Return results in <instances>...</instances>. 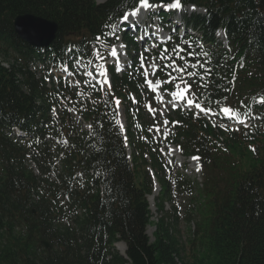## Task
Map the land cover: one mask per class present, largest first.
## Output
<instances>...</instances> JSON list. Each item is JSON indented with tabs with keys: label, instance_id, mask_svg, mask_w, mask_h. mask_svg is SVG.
Listing matches in <instances>:
<instances>
[{
	"label": "trees",
	"instance_id": "16d2710c",
	"mask_svg": "<svg viewBox=\"0 0 264 264\" xmlns=\"http://www.w3.org/2000/svg\"><path fill=\"white\" fill-rule=\"evenodd\" d=\"M181 5L205 10L185 17V25L200 37L184 38L192 40L201 53L199 62L212 70L203 80L191 79L195 96L189 93V98L216 113L229 107L251 124L235 130L224 120H207L182 109L168 116L167 143L201 162L202 183L183 173L175 180L176 192L189 196L194 206L185 216L188 225H195L190 231L191 264H264V173L253 198L246 199L241 191L264 158V103H257L264 101V0H181ZM132 6L133 0H0V264H72L79 241L67 222L73 214L83 217V230L97 239L101 264H164L167 252L160 244V231L151 242L147 222L136 212L141 202L132 206L124 197L114 161L124 145L114 101L132 106L133 95L142 104L141 98L149 95L146 85L139 86L143 78L118 75L110 67L112 90H94L88 83L85 91L91 99L84 104L69 84L59 81L49 87L45 78L30 71L38 62L47 72L51 66L71 68L78 59H95L91 42L106 23L116 22ZM26 14L57 23L58 35L50 48L36 49L17 37L14 19ZM221 29L227 32L228 48L216 37ZM118 34L129 47H137L126 33ZM171 36L172 44L187 47L178 34ZM163 47L171 45L159 47L154 55L158 64ZM101 51L108 53L110 47ZM205 51L209 57L203 56ZM190 71L203 73L198 67ZM167 72L159 69L156 79L163 83ZM174 84L163 83V88L175 91ZM61 97L66 99L61 102ZM62 106L79 110L91 131L80 135L65 110L60 136L67 144L59 145L55 156L47 142L48 134L58 137L50 112ZM13 128L25 132L27 139H13ZM31 160L39 175L28 166ZM157 161L153 160L154 168ZM80 181L91 195L78 187ZM231 218L244 221V226L236 236L238 252L231 249L234 256L224 261L219 246ZM120 243L126 245L127 259L116 249Z\"/></svg>",
	"mask_w": 264,
	"mask_h": 264
},
{
	"label": "rangeland",
	"instance_id": "374dc122",
	"mask_svg": "<svg viewBox=\"0 0 264 264\" xmlns=\"http://www.w3.org/2000/svg\"><path fill=\"white\" fill-rule=\"evenodd\" d=\"M162 10L163 8H158L155 11L158 12ZM164 12L167 13L168 11ZM191 14H193V12L190 10L178 11L176 15L172 16L170 19L171 24L169 25H167L169 22L162 24L161 16L159 15L158 19L152 18L151 26L153 30L155 28L160 30V35H162L163 26L165 27V25L168 31H172L174 34L178 32L180 35H184V22L182 20L183 25H181V21L178 17ZM174 23H177L178 26H174ZM122 29L123 31H127L131 30V27H122ZM156 33L159 35L158 32ZM129 34L134 36L131 31ZM141 39V36H137L136 38L138 44L137 51L129 48H124L122 50V52L127 55L132 52L131 55L135 56L136 62H133L134 66L129 67L127 71H120V74L129 73L133 78H135V76H140L139 55L142 52V46L147 48L149 45H158L157 42H152L149 45L143 44L140 42ZM158 50V47L153 46L150 47L147 52L143 53L146 58L145 67H148V78L150 80H154L155 78L152 72L155 71L156 73L158 71V69H151L149 67L151 62L158 64L156 60H153L154 54L158 52ZM120 59L122 63L121 66L123 67L125 57L121 55ZM127 60L132 61L129 58H127ZM111 63L112 59L110 58L108 63L105 64V67ZM40 69L41 68H36L35 71H40ZM42 73L43 72H40V75H42ZM79 80L80 79L77 78L74 80L73 87L75 89L76 81ZM157 82L158 81H154L153 84L155 85ZM158 94L153 93V96H151V94L144 95L141 98L143 101L142 104L136 97L132 107L124 105L122 108L121 105L119 106L120 111H124L126 115V122L125 125H123V129L127 139V146L123 145L118 150L114 161L118 163V169L116 171L117 174L119 173L121 176V186L124 197L132 206L134 202H141L136 208V212L142 217V222H147L145 227L151 242L156 241L154 233L160 231L162 239L160 244L163 251L167 252L164 264H191L193 250L190 246V231L195 229V225L194 223L188 225L185 221V216L190 208H194V206L191 204L192 199L189 196L176 192L175 180L179 174L183 173L188 179L202 183L201 171L196 170L197 167L200 169V162L196 160V164H194L192 158L186 159L182 157L176 147L167 144L165 134H167L168 130V116L178 105L175 104L174 107H169L167 101L171 98L168 100L164 99L166 102L162 103L161 94ZM152 108L156 109L155 113L149 110ZM65 109L64 107L58 108L59 114L64 115ZM75 121H77L78 125L74 124L73 127L77 130V127L80 126V129H83V123L79 124L78 119ZM165 121H167V124L164 123ZM62 141V137L56 140L52 135L50 136L48 143L55 156L58 153V146L64 143ZM133 154L134 156L132 157ZM154 159L158 160L157 168L153 167ZM28 166L36 173L37 166L32 160L29 161ZM254 169L253 172L255 173L253 177L249 179L248 183L241 189L242 193L246 195V199L253 198L256 195L260 179L264 173V158L261 163L255 164ZM52 179H54V177ZM78 187L83 190L86 195H91L82 181L79 182ZM162 189L165 191L163 192ZM157 190L160 191H158V195L160 196L157 195L158 197L155 199L156 202L150 200V195L153 191ZM82 219V216L73 214L67 221L68 224L72 225L79 238L77 254L72 264H101L98 258L100 245L96 241L97 239L95 240L93 237V234L83 230L81 225ZM67 222H65V224ZM241 226H244V221L242 220L237 221L235 218H231L227 222L228 229L223 235L219 246L221 254L224 255L225 253L223 256L224 261L228 259L227 257L234 256L230 252L231 249L235 248L234 252L237 253L240 248L236 236L239 235L238 229L242 230ZM118 246H116V249L120 253Z\"/></svg>",
	"mask_w": 264,
	"mask_h": 264
},
{
	"label": "snow or ice",
	"instance_id": "6c2138e0",
	"mask_svg": "<svg viewBox=\"0 0 264 264\" xmlns=\"http://www.w3.org/2000/svg\"><path fill=\"white\" fill-rule=\"evenodd\" d=\"M158 8H163L165 11L176 10L180 11L182 8L181 0H172V2L164 4V3H150V0H133V6L124 11L116 22L114 23H106L104 25V31L101 34L97 35L93 42H91L90 47L94 50L95 60L87 59V63H84L83 60H76L75 64L78 68L83 69V74L87 77L91 78L89 80V86L92 87L94 90L103 91L104 85L108 84V75L109 71L108 68L105 67V64L108 62V58L112 59V64L114 65V70L116 72L120 71H127L129 67H133V61L127 60V54L120 52L118 53V48L123 50L126 48L124 43L114 44L111 43L112 39L119 40V32L121 31L122 27H139L140 19L142 18L141 14L143 13H153L154 18L158 19V14H156L155 10ZM105 31L107 35L105 36ZM175 31V30H174ZM219 35V33H217ZM225 36H227V32H225ZM104 37V39H102ZM167 42L171 45V47H163L160 56L158 59L161 63L157 64L155 62H151L149 67L151 69H167V76L163 83L165 84H172L175 82L174 87L175 91H168L165 88L160 86V83L153 84V81L150 80L149 77V70L148 67H145V60L143 53L147 52L150 47L156 46L160 47V45H149V47L142 46V52L139 55V75L143 77V82L139 85L140 87L147 86V90H150L152 93H156L158 88L160 91L164 92L167 91L168 95L171 97L170 100L167 101V105L169 107H174L176 101H186L187 106L194 107L195 109H199L201 112L204 111H211L210 109L206 110L201 107V104L196 102L194 103L193 99L189 98V93L195 96V93L192 91V78H198L200 80L205 79L207 75L211 74V69L207 68L204 63L199 62V58L201 56L200 52L195 51V45H193L191 39L185 40L184 35L181 34L179 40L183 41V43L187 47H183L181 43L172 44L173 37L169 35L165 38ZM99 44V47L97 46ZM110 47V52L104 53L101 51L102 48ZM68 52H71L72 49H68ZM183 53V55H182ZM84 54L81 53V56ZM121 55L125 57V62L123 67L121 66ZM192 57L193 62H189L187 57ZM204 57H209L210 53L208 51L203 52ZM157 58H153L156 60ZM199 68L203 70V73L197 71H190L192 68ZM64 71L68 73V77H71L74 73L69 71L68 66L65 65ZM51 74V73H49ZM155 71L152 72V75L155 76ZM187 77V79H186ZM47 79V77H46ZM94 81V83H93ZM79 81H76V85H79ZM183 85V87H182ZM98 86V87H97ZM59 95V93H57ZM66 99L61 97V102ZM95 102V101H93ZM161 102L163 103V96L161 97ZM105 103H109V101H105ZM117 108L121 101L119 99H115L114 101ZM264 103V101H262ZM153 113L156 112V109L152 108L149 109ZM53 112L56 111L55 107L52 109ZM223 113L228 116L232 120H236V117L231 114L232 110L229 107H224L222 109ZM167 124V121L164 122ZM238 124H244L245 121L239 120L237 121ZM116 124L120 126L121 131L123 130V125L119 120L116 121ZM235 130H239L237 127ZM124 146H127V139L124 138ZM194 159H199V157H195ZM199 171V167L196 169Z\"/></svg>",
	"mask_w": 264,
	"mask_h": 264
},
{
	"label": "water",
	"instance_id": "95a60500",
	"mask_svg": "<svg viewBox=\"0 0 264 264\" xmlns=\"http://www.w3.org/2000/svg\"><path fill=\"white\" fill-rule=\"evenodd\" d=\"M14 31L24 43L36 49L49 48L58 35V25L55 22L31 15H20L14 19ZM50 251L49 243H44ZM127 258V257H125Z\"/></svg>",
	"mask_w": 264,
	"mask_h": 264
},
{
	"label": "bare ground",
	"instance_id": "6f19581e",
	"mask_svg": "<svg viewBox=\"0 0 264 264\" xmlns=\"http://www.w3.org/2000/svg\"><path fill=\"white\" fill-rule=\"evenodd\" d=\"M182 10H190L191 12H193V13H203L202 11H200L199 9H197L196 7H194V6H189V7H187V8H185V9H181L180 11H182ZM141 16H142V18L145 16V14L142 12V14H141ZM141 18V19H142ZM156 29V28H155ZM156 32H158V33H161L158 29H156ZM222 33L220 32L219 33V36L222 38ZM145 42H147V40H145ZM118 50V53H120V52H122V50L121 49H117ZM108 85V86H107ZM109 87V84H105L104 85V88H108ZM120 105H121V107L123 108V106H122V104L120 103ZM119 105V106H120ZM198 110V109H197ZM119 113H120V120H121V123L123 124V125H125V122H126V115H125V113H124V111H120V107H119ZM79 122V121H78ZM192 162L194 163V164H196V159H192ZM157 189H159V188H157ZM158 191L159 190H157V191H153V193L150 195V200H152V201H155V199H157L156 197H158V196H160V195H158L159 193H158ZM160 192V191H159ZM158 195V196H157ZM149 199V198H148ZM156 202V201H155ZM151 205V204H150ZM153 232V231H152ZM151 232V233H152ZM118 249H119V251H120V253L123 255V256H125V252H126V248H125V245H123V244H120L119 246H118Z\"/></svg>",
	"mask_w": 264,
	"mask_h": 264
}]
</instances>
